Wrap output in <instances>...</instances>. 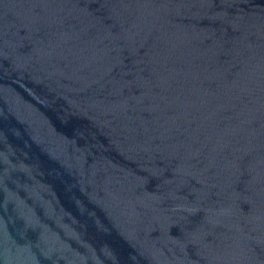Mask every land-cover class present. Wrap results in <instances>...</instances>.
I'll list each match as a JSON object with an SVG mask.
<instances>
[{"label": "water", "instance_id": "95a60500", "mask_svg": "<svg viewBox=\"0 0 264 264\" xmlns=\"http://www.w3.org/2000/svg\"><path fill=\"white\" fill-rule=\"evenodd\" d=\"M0 264H264V0H0Z\"/></svg>", "mask_w": 264, "mask_h": 264}]
</instances>
